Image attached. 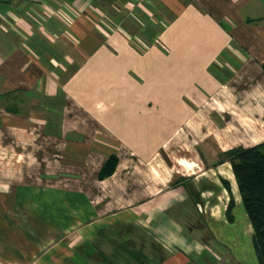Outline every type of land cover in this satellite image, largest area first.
Wrapping results in <instances>:
<instances>
[{
  "label": "crops",
  "instance_id": "obj_1",
  "mask_svg": "<svg viewBox=\"0 0 264 264\" xmlns=\"http://www.w3.org/2000/svg\"><path fill=\"white\" fill-rule=\"evenodd\" d=\"M262 143L264 0H0V264H236Z\"/></svg>",
  "mask_w": 264,
  "mask_h": 264
},
{
  "label": "trees",
  "instance_id": "obj_2",
  "mask_svg": "<svg viewBox=\"0 0 264 264\" xmlns=\"http://www.w3.org/2000/svg\"><path fill=\"white\" fill-rule=\"evenodd\" d=\"M222 159L231 164L242 206L252 227V246L258 264H264V143L238 148L226 152ZM115 155L108 157L99 172L103 179L111 175L116 167ZM233 203L230 202L227 217H231Z\"/></svg>",
  "mask_w": 264,
  "mask_h": 264
},
{
  "label": "rangeland",
  "instance_id": "obj_3",
  "mask_svg": "<svg viewBox=\"0 0 264 264\" xmlns=\"http://www.w3.org/2000/svg\"><path fill=\"white\" fill-rule=\"evenodd\" d=\"M125 10L126 9H124L123 11L125 12ZM124 240H121L122 241L121 244L117 243V244H114V246L123 247L126 250L131 249L130 247H127V246L125 247L124 246V243H123ZM230 245L232 246V250L229 247L230 250L232 251L231 256L234 259H236V262H235L236 264H258V262H257V260L255 258L253 247H252V243H251V240H250L249 237H243L242 240L236 239V241L233 244H230ZM123 248H120V250H118V255H117L118 257H120L119 256L120 253H123L122 252V251H124ZM224 252H225L224 246H222V245L221 246H217L216 244L213 243V244L210 245V252L208 253V251H205L203 257L205 256V258H206V257L210 256L211 262L217 263L218 261L216 259H214V258H217V257H215V255L219 254V255L223 256ZM122 255H124V254H122ZM126 255H127V252H126ZM211 256H214V258L211 257ZM115 258L116 257L109 258L107 260V262L109 261L110 264H113V263L116 264V262H120V260L117 261ZM190 259L193 262H197V263L201 262L200 259L194 257L193 255H191L189 257V260Z\"/></svg>",
  "mask_w": 264,
  "mask_h": 264
}]
</instances>
